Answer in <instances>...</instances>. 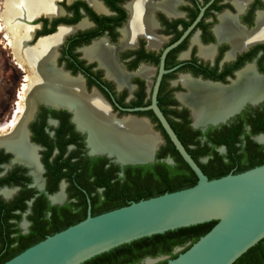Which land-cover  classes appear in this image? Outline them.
Listing matches in <instances>:
<instances>
[{"label":"flooded vegetation","instance_id":"af4514ba","mask_svg":"<svg viewBox=\"0 0 264 264\" xmlns=\"http://www.w3.org/2000/svg\"><path fill=\"white\" fill-rule=\"evenodd\" d=\"M16 9L2 18V30L20 89L0 132L12 129L25 89L36 84L33 54L48 40L57 73L80 86L85 97L96 95L119 126L144 122L158 148L154 161L123 164L108 148L93 151L92 129L80 124L85 121L78 119L76 102L36 99L24 122L23 146L11 138L0 145V264L42 234L88 215L90 204L93 212V197L99 198L96 207L102 206L105 187L96 186L92 165H119L123 177V165L176 163L170 137L152 108L160 77L157 104L179 138L204 142L207 132L214 137L233 128L241 160L247 165L264 160V147L253 145L264 146V126L258 124L264 121V95L241 99L243 108L206 128L196 124L195 102L189 101L198 88L228 91L250 76L264 82V0H50L33 15L24 3ZM214 150L228 154L226 145Z\"/></svg>","mask_w":264,"mask_h":264},{"label":"water","instance_id":"95a60500","mask_svg":"<svg viewBox=\"0 0 264 264\" xmlns=\"http://www.w3.org/2000/svg\"><path fill=\"white\" fill-rule=\"evenodd\" d=\"M160 78L152 108L181 156L198 176V182L192 187L133 201L97 215L92 214L90 204L85 219L47 236L3 264H82L122 244L212 220L217 223L208 233L164 264H233L264 239V164L210 179L157 104ZM39 104L33 105V114ZM243 106L244 103L240 104L237 110ZM230 115L218 121L207 120L202 125L206 128L209 124L226 122ZM157 148L150 151L147 159L132 162L106 153L123 164H137L154 161ZM167 162L174 163L172 159ZM183 248L177 247L175 252ZM167 258L168 255L148 256L143 263L155 264Z\"/></svg>","mask_w":264,"mask_h":264},{"label":"trees","instance_id":"16d2710c","mask_svg":"<svg viewBox=\"0 0 264 264\" xmlns=\"http://www.w3.org/2000/svg\"><path fill=\"white\" fill-rule=\"evenodd\" d=\"M258 124L264 126V121L258 119ZM223 131L225 132L219 133L214 137L209 136L207 132L208 137L204 142H201L200 138L188 139L186 141L180 135L187 150L210 179L219 178L229 173H240L264 164V160L262 162L255 161L250 165L245 164L241 160L243 154H238L237 152L238 147H236V143L238 139L236 138V134L238 131L233 128L231 131L229 129ZM168 140L173 149V156L176 159L174 165L162 161L154 165H127L123 168L125 172L123 177L119 175L122 169L119 165H92V176L97 180L96 186L105 187V197L101 202V207H96L95 205L99 198L97 200L95 197L92 198V214L97 215L129 205L133 201L148 199L166 192H173L194 186L198 182V176L181 156L171 139L168 138ZM219 145H226L228 147L227 155L220 154L214 150V146ZM253 145L257 148L264 147L256 142ZM206 155H211V158L207 163H202L200 157ZM85 206L88 207V202L85 203ZM86 216L85 213L84 216L73 220L70 225L85 219ZM216 223L217 220H212L149 237H143L99 254L82 264H144L143 260L148 256L157 257L168 255L169 258L155 263L164 264L169 259L177 257L181 252L190 248L192 244L208 233ZM67 227L66 225L56 232ZM49 235L52 234H42L37 241L28 244L20 252L45 239ZM177 247L184 248L180 252H175ZM233 264H264V239L251 247Z\"/></svg>","mask_w":264,"mask_h":264},{"label":"bare ground","instance_id":"6f19581e","mask_svg":"<svg viewBox=\"0 0 264 264\" xmlns=\"http://www.w3.org/2000/svg\"><path fill=\"white\" fill-rule=\"evenodd\" d=\"M49 1L6 0L2 18L6 19L15 15L18 3H24L26 10L33 15L36 11L46 7ZM18 40L20 41V38ZM52 51L53 41L48 40L40 41L35 49L33 57L38 70L32 71L34 74L32 80L36 84L34 87L25 89L23 100L19 104V114L12 123V129L6 131L2 128L0 132V145L6 144L8 138H11L13 142L23 146L25 139L24 122L31 111V105L36 99L67 98L76 102L78 119L85 121L80 122V124L90 126L92 129L90 142L93 151H97L99 147L108 148V152L118 155L119 159L125 162L147 159L156 141L155 136L149 132L148 126L142 121H126L119 126L109 119L96 95L89 98L85 97L80 86L73 85L69 79L53 69L51 65ZM18 53L22 58L27 57L26 54H23L22 49H19ZM263 95L264 82L255 76H250L247 81H243L242 86L231 87V90L228 91L207 87L198 88L196 94L189 101L195 102V122L198 125L207 120L218 121L224 119L238 109L242 104L240 103L241 99H254ZM197 101L201 102V108L197 106ZM17 156L18 159L21 158L20 153Z\"/></svg>","mask_w":264,"mask_h":264},{"label":"rangeland","instance_id":"374dc122","mask_svg":"<svg viewBox=\"0 0 264 264\" xmlns=\"http://www.w3.org/2000/svg\"><path fill=\"white\" fill-rule=\"evenodd\" d=\"M6 0H0V121L11 113L13 104L17 98L20 89L17 82V68L13 63V57L10 56V48L5 38V31L2 30L4 20L2 12ZM16 69V70H15Z\"/></svg>","mask_w":264,"mask_h":264}]
</instances>
